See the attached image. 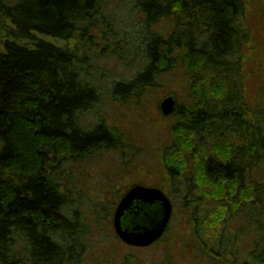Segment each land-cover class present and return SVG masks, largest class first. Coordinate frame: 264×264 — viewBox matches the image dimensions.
I'll list each match as a JSON object with an SVG mask.
<instances>
[{"label":"trees","instance_id":"16d2710c","mask_svg":"<svg viewBox=\"0 0 264 264\" xmlns=\"http://www.w3.org/2000/svg\"><path fill=\"white\" fill-rule=\"evenodd\" d=\"M109 1L0 4V264H85L93 254L106 217L81 219L70 211L82 201L76 171L127 144L118 126L91 114L103 98L79 64L88 60L96 30L97 38L120 33L102 27L113 23L105 13ZM128 1L145 15L137 32L146 37L147 62L133 79L114 81L112 94L124 101L178 68L190 79L193 100L178 104L166 154L186 164V171L172 166L170 180L181 182L175 188L192 213L194 236L217 253L199 247L197 264H264V85L255 95L249 88V75L264 62L246 59V1ZM165 17L175 27L165 35L153 31ZM69 39L80 41H55ZM111 256L103 248L92 261L109 264Z\"/></svg>","mask_w":264,"mask_h":264},{"label":"rangeland","instance_id":"374dc122","mask_svg":"<svg viewBox=\"0 0 264 264\" xmlns=\"http://www.w3.org/2000/svg\"><path fill=\"white\" fill-rule=\"evenodd\" d=\"M245 1L247 15L244 27L251 33L250 50L245 53L246 59L257 55L264 62V0ZM1 2L6 0H0V4ZM106 6L105 13L109 22L113 23L111 27H102L106 32L116 28L120 33L117 38H105L106 35L97 38L96 30L92 34L94 43L89 42L88 49L85 50L88 60L85 64H79L83 77L100 87L103 98L102 103L91 110V114L97 111L98 115L95 117L104 119L110 126H118L127 144L124 151H106L84 161L76 171L75 195L79 194L82 201L75 202L70 211L77 210L81 219L92 218L98 212H103L106 217L97 229L99 236L92 242L93 254L87 257L85 264H100L92 259L94 254L101 255L103 248L112 253L109 264H197L199 247L204 252L206 248L207 251L217 253L211 247L202 245V241L194 236L192 213L183 206L180 186L178 190L175 188L181 182L170 180V169L174 165L178 166L180 160L177 155L166 154V147L177 134L178 117L175 113L165 116L160 107L161 100L168 94H174L179 103L190 104L193 100L190 79L183 69L178 68L159 75L154 80V85L147 86L140 94H132L124 101L120 96L112 94L110 86L114 81L126 82L133 79L137 70L147 62L144 52L146 37L137 32L141 31L145 15L128 0H110ZM173 18L161 19L154 24L153 31L168 34L175 27ZM2 23L0 16V51L4 49ZM55 41L76 47L80 40ZM257 72L261 78L256 76ZM252 73L249 75V88L252 95H255L257 87L264 85V69L259 72L256 68ZM166 156L170 157L171 163L167 162L169 159ZM185 165L178 167L186 171ZM139 183L162 188L175 202L172 225L163 239L153 248L142 250L126 245L118 238L113 225L119 201L130 186Z\"/></svg>","mask_w":264,"mask_h":264},{"label":"water","instance_id":"95a60500","mask_svg":"<svg viewBox=\"0 0 264 264\" xmlns=\"http://www.w3.org/2000/svg\"><path fill=\"white\" fill-rule=\"evenodd\" d=\"M161 112L173 114L178 106L176 96L161 100ZM114 214L117 235L128 245L149 246L162 237L172 216L173 204L167 194L155 187L133 186L118 203Z\"/></svg>","mask_w":264,"mask_h":264},{"label":"flooded vegetation","instance_id":"af4514ba","mask_svg":"<svg viewBox=\"0 0 264 264\" xmlns=\"http://www.w3.org/2000/svg\"><path fill=\"white\" fill-rule=\"evenodd\" d=\"M169 230V229H168ZM167 230V231H168ZM167 231H165V232H167ZM161 240V239H160ZM160 240H158V241H156V242H154L152 245H150V246H147V247H142V248H139V247H135V248H138V249H148V248H153V246L154 245H156V244H158V242H160ZM132 247H134V246H132Z\"/></svg>","mask_w":264,"mask_h":264}]
</instances>
